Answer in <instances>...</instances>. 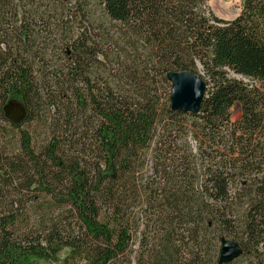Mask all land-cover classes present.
Wrapping results in <instances>:
<instances>
[{
  "label": "trees",
  "instance_id": "obj_1",
  "mask_svg": "<svg viewBox=\"0 0 264 264\" xmlns=\"http://www.w3.org/2000/svg\"><path fill=\"white\" fill-rule=\"evenodd\" d=\"M209 1L0 0V264H264V0Z\"/></svg>",
  "mask_w": 264,
  "mask_h": 264
},
{
  "label": "water",
  "instance_id": "obj_2",
  "mask_svg": "<svg viewBox=\"0 0 264 264\" xmlns=\"http://www.w3.org/2000/svg\"><path fill=\"white\" fill-rule=\"evenodd\" d=\"M167 78L172 84V109L185 113H199L207 90L203 78L189 71L171 72ZM242 253L236 242L222 240L220 263L233 262Z\"/></svg>",
  "mask_w": 264,
  "mask_h": 264
},
{
  "label": "rangeland",
  "instance_id": "obj_3",
  "mask_svg": "<svg viewBox=\"0 0 264 264\" xmlns=\"http://www.w3.org/2000/svg\"><path fill=\"white\" fill-rule=\"evenodd\" d=\"M208 6L211 12L219 19L231 21L239 16L242 0H210ZM200 73L203 74L202 70ZM6 113L13 121H19L24 118L25 108L22 101L12 97L7 103ZM68 254L69 250L65 249L58 255L57 261L42 264H64Z\"/></svg>",
  "mask_w": 264,
  "mask_h": 264
}]
</instances>
